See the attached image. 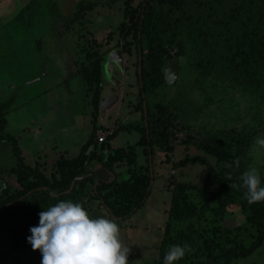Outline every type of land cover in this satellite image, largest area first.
I'll return each mask as SVG.
<instances>
[{
	"label": "rangeland",
	"instance_id": "1",
	"mask_svg": "<svg viewBox=\"0 0 264 264\" xmlns=\"http://www.w3.org/2000/svg\"><path fill=\"white\" fill-rule=\"evenodd\" d=\"M79 1L0 0V27L2 26L0 32V104L14 98V103L7 115L9 124L14 127L30 124L31 132L28 135L24 137L23 133L22 138L16 134V137L14 136L18 138L17 142L20 145L27 142L35 143L33 139L30 141L29 135L33 136L40 132L37 130L38 124L32 121L42 113L45 115L52 111L58 118L49 125L52 129L69 123L80 126L83 121L82 114H87L88 122H91L95 106L91 93H83L87 92L85 91L87 86L82 76L77 73L81 65L87 63L86 51L99 52L103 56L104 96L101 98L98 112L105 119L104 125H113L117 110L122 103L128 106L132 104L131 102L138 103L139 101L136 73L138 54L133 29L143 0H135L127 14H125V0L99 6L87 13L83 25L76 24L75 28L67 29L63 18L73 15ZM197 1H187V15H195L196 10L199 9ZM216 1L220 0H208V4ZM222 1L226 2L223 10L228 11L239 0ZM222 6L218 7L216 4L218 9ZM204 11L200 16V29L194 28L191 21L181 24L174 30V45L168 47L166 44L169 49L176 50L175 57L168 60L165 66L169 68L170 64H174L168 72V77L173 82L166 81L165 85L151 89L147 94V103L153 114L159 113L157 105H163L172 115L171 119H167V125L168 140L173 146L171 153H167L166 149L160 146V142H157L154 147V155L151 158L152 173L150 168L153 180L149 199L132 217L121 220L112 217L107 209L93 198L92 186L86 190L82 189L81 193L77 190L78 196L71 194L72 189H70L67 191L68 195L64 197V200L74 202L80 200L92 217L104 216L115 220L120 229L122 243L129 247L128 264L154 263L159 257L161 241L168 222L171 225L172 235H176L181 230L192 234L196 247L188 251L187 259L195 264L200 260L206 261L202 251H198L199 257L195 254L202 247L204 236H212L215 228L232 230L238 240L246 246H249L257 235L255 226L246 222L247 215L238 206L227 208V212L222 217L217 216L211 210L205 212L200 218L182 222L172 220L168 214L173 191L171 180L200 188L206 183L208 171L206 165L189 163L178 166L177 162L187 156H202L209 161L213 172L219 170L223 164L192 144H182L188 141L189 135L210 142L213 138H221L222 131L238 128L239 130L256 131L258 136L264 137V100L217 75L202 77L195 66L201 59L199 53H204L206 49V42L200 35L201 31H216L215 22L222 18L219 14L212 20L208 17L207 10ZM176 14L178 17L186 16L179 11ZM172 16L174 17L175 14ZM122 24L126 32L128 28H131V30L128 29L129 34L126 37H124L125 32L121 31ZM82 27L80 34L79 30ZM172 32L170 30L169 34ZM83 34H85L84 37ZM108 35L111 37L109 44H107ZM39 41L46 51H40L37 48ZM128 48L131 52H127ZM66 49H68L67 52H65ZM117 49L125 53V70L114 63L109 56L111 51ZM69 52L72 53L67 58ZM67 62L72 64L70 68L68 67L67 74L75 75L74 70H76V74L80 77L70 76L67 84L58 85L66 75ZM115 80L121 82V87L125 88L124 91L122 89V99L116 104L109 100L111 91L116 88ZM70 90L74 92L72 95L78 100L69 93ZM43 91L54 92L55 97L52 99ZM71 97L74 101L69 99ZM77 126L71 129L72 134L76 133ZM42 127V134H47L48 140L52 143L53 139L68 138L65 133H57L53 137L48 127L46 128L45 125ZM16 132H19V129ZM96 137L99 135L97 134ZM124 138L133 142L140 138V134L133 130L125 133L122 139L124 140L123 145L126 144ZM174 138L176 140H173ZM31 148L33 150L29 155L24 152L28 164H32L37 156L34 152L37 145L32 144ZM49 150L51 148L46 153L51 154ZM137 153L136 163L130 169L137 175H146L149 165L146 161L147 156L142 151H137ZM246 160V169L256 167L261 179L264 178V151L257 152L252 146ZM16 164L17 159L11 143L9 141L1 143L0 172L5 173L8 168L12 169ZM122 166H126V163L117 168H122ZM172 171L175 172L173 176ZM120 175L121 177L126 175L125 177L128 178L130 173L126 170L125 174L121 172ZM6 176L9 177L6 188L9 187L13 191L19 187L14 173H6ZM209 187L215 189L213 179ZM60 200L57 195H54L48 200L44 209ZM189 200L201 207L205 202V197L194 189L189 191ZM216 206V203L213 204V207ZM38 222L39 220L34 223H21L19 215H16L13 210H6L2 213L0 216V252L4 254L0 257V264H41L40 251L33 250L27 241V237L31 235L30 227L36 226ZM238 226L241 227V231L236 229ZM175 263L179 264L178 261ZM231 264H264V242L252 255L236 259Z\"/></svg>",
	"mask_w": 264,
	"mask_h": 264
},
{
	"label": "trees",
	"instance_id": "2",
	"mask_svg": "<svg viewBox=\"0 0 264 264\" xmlns=\"http://www.w3.org/2000/svg\"><path fill=\"white\" fill-rule=\"evenodd\" d=\"M115 1L117 0H80L73 15L63 18L66 28H75L76 24L83 25L87 13ZM134 1L125 0V14L128 13ZM187 1L143 0L141 4L133 29L137 43L136 73L139 86V101L134 106V110L141 113V119L135 123L120 125L112 131L105 129L111 133L107 135L106 142L102 143L100 147L95 145V139L98 142L96 135L99 131V127L95 125L82 151L73 158L61 156L54 165V172L50 176H46L38 167H31L25 163L15 137L5 132L7 115L13 101L10 99L0 104V142L9 141L13 146L17 164L8 173H14L19 184V187L13 191L8 187L0 194V216L6 210H13L16 215H19L21 223H34L39 220L38 214L44 210L48 200L54 195L64 200L70 189H72L71 194L78 196L77 190L78 193H81L82 189L86 190L91 186L93 198L98 200L100 205H103L116 219L123 220L132 217L145 204L152 190L153 178L150 168L153 164L150 157L152 158L154 155L155 145L160 142V146L165 148L167 153L173 151V146L168 140L167 125V119H171L172 115L163 105H157L159 113L153 114L147 103V94L151 89L166 84L164 68L168 60L173 59L176 55L171 53V48H168L174 45V30L189 21L193 23L194 28L200 29V16L203 15L205 9L208 17L212 20L219 14L222 15V18L215 22L219 31L208 30L200 33L206 42V53L200 52L201 59L195 64L201 76L217 75L264 100V0H239L228 11L223 10L225 1L223 3L220 0L208 4V0H198L196 4L199 9L196 10L194 16L187 15ZM216 4L218 7L223 6L218 9ZM178 11L186 16H176ZM220 11L221 13H219ZM173 14H175L174 17ZM1 29L2 26L0 32ZM128 29L131 30V28ZM128 29L126 32L125 26L121 25V31L125 32L124 37L129 34ZM82 30L83 27L79 30L80 34ZM170 30L173 31L171 34H169ZM82 36L84 37L85 34ZM110 40L111 37L108 35L107 44L110 43ZM140 51L143 58L141 75H139ZM127 52H131V50L128 48ZM86 61L87 63L82 64L78 69V74L82 76L87 86V93H91L95 116L99 111L102 98L103 56L99 52L86 51ZM144 101L147 104V124ZM132 130L140 133V139L135 145L114 149L106 154V157L104 156L107 142L113 140L120 131ZM256 137H258L256 131L232 128L222 131L221 138H213L210 142L202 141L191 135L188 136V141L182 142V144H192L198 149L204 150L223 164L219 170L213 172L209 161L202 156H187L177 162L178 166L200 163L206 165L208 171L206 183L201 188L181 181H170L173 191L168 210L169 217L174 221L182 222L200 218L205 212L211 210L217 216L222 217L227 212V208L238 206L247 215L246 222L255 226L257 231L252 243L246 246L238 240L232 230L215 228L212 236H204L202 247L196 251L197 257H199L198 251H202L206 257V261L200 260L197 264H231L236 259L252 255L264 242V201L249 204L244 197L245 189L240 187L242 182L239 179L241 174L247 170L246 157ZM92 145H94V149L90 152ZM136 147H142L144 155L147 156L146 161L149 165L146 175H137L130 169L136 163ZM93 160L101 163L115 178L107 182L95 181L94 175L91 174L93 172L88 170ZM236 161L239 162L238 166ZM123 163H126L130 176L127 179L119 180L115 168ZM212 179L215 185L214 190L209 187ZM261 182L264 184V178L261 179ZM194 189L205 197V202L201 207L189 200V191ZM78 202L80 203V200ZM215 203L217 206L213 207ZM236 229L241 231L240 226ZM176 244L187 245L184 257L178 260L179 264H195L187 259L188 251L196 247V241L192 234L181 230L176 235H172L169 222L165 227L159 257L153 264H163L165 253L170 246ZM2 254L0 252V257Z\"/></svg>",
	"mask_w": 264,
	"mask_h": 264
},
{
	"label": "clouds",
	"instance_id": "3",
	"mask_svg": "<svg viewBox=\"0 0 264 264\" xmlns=\"http://www.w3.org/2000/svg\"><path fill=\"white\" fill-rule=\"evenodd\" d=\"M253 150L264 151V137L254 139ZM239 179L249 204L264 201V184L256 167H250ZM38 215L39 222L30 227L27 241L33 250L40 251L41 264H128L129 247L122 243L115 220L92 217L81 203L72 200H60ZM186 248L170 246L163 264H175L184 257Z\"/></svg>",
	"mask_w": 264,
	"mask_h": 264
},
{
	"label": "crops",
	"instance_id": "4",
	"mask_svg": "<svg viewBox=\"0 0 264 264\" xmlns=\"http://www.w3.org/2000/svg\"><path fill=\"white\" fill-rule=\"evenodd\" d=\"M59 19L61 20V18H59ZM41 46H42L41 45V41H39V44H38L37 48L40 51H46V49L41 47ZM67 50L68 49H66L65 52H67ZM41 53H44V52H41ZM70 53H72V52H69V54H67V58L70 55ZM68 61H70V59ZM71 62H73V60ZM67 63H65V64H67ZM70 65H72V64L68 63L67 67L65 66V72H66L67 76L65 75L59 81L58 85L67 84V82L69 81V78H70L71 75H68L67 72H68V69L71 67ZM75 71L76 70H74L75 75H72L71 77L72 78H79L80 76L78 74H76ZM77 73H78V71H77ZM103 78H104V76H103V72H102V87H103V89H102V97L104 96V91H103L104 90V82H103ZM124 89L125 88H123V91H124ZM43 92H45L46 94L50 95L52 97V99L55 97L54 92H50V91L49 92L48 91H43ZM111 92L113 93V91H111ZM45 93H43V94H45ZM69 93L72 95L74 92H72L70 90ZM83 93H87V92H83ZM86 95L88 97V94H86ZM72 96L76 100H78L74 95H72ZM74 98L71 97L69 99L74 101ZM11 100L14 103V98L11 99ZM131 103L132 104H129L128 106H125L122 103V106H120L118 108V110H117V114H116L117 116L115 117L116 120L114 121L112 126L104 125L105 119L102 117L101 114H99V112L95 116L93 114L91 122L90 121L88 122L89 118L87 117V114H84V115L82 114L83 121L80 124V126L72 125L71 123H69L67 125L65 124V125L61 126L60 128H57V129H52L49 126L50 124H52L53 121H56V119L58 120V118L52 113V111H50V113L45 114V115L43 113L38 115V117L32 122L38 124L37 130H39L40 133H36L33 136H30L31 134L29 135L30 141L33 139V141H35V143H33V142L28 143L27 142L24 145H20V143L17 142L18 147H19V149H20V151L22 153V156L24 157V160H26L25 163L27 165L31 166V167H38L39 170L42 171V173H44L46 176H50L54 172V165L56 164L57 160L61 156H65V157H68V158H73V157H76L82 151V149L86 145L87 141L89 140V137L92 134V130H93L95 125H97V127H99V131H101V130H105V129L113 130L114 128H116V127H118L120 125H125V124H128L130 122H132V123L138 122L141 119V113L140 112H136L134 110V106L137 105V102H131ZM9 112H10V110H9ZM122 116H124V118ZM33 123H31V124H33ZM90 123H91V125H89ZM42 125H45L46 128L48 127L49 131L51 132V134H50L51 136L53 135V137H54L57 133H65V134L68 135V138L64 137V139H60V140L59 139L58 140L53 139L54 141L52 143L51 141L48 140V137L46 136L47 134H44V135L42 134V132H43ZM76 126L78 127V129H77L76 133L72 134L71 133V129H73ZM17 129H19V132H16ZM133 131H135V130H133ZM5 132L7 134L8 133H10V134L13 133L12 134L13 136H15V134H16V136H18L19 138H22L21 135L23 133L25 134L24 135V137H25L26 134L28 135V133L31 132L30 131V124L19 125L18 127H14V126H11L9 124L8 117H7V123H6ZM128 132H132V131H120L118 133V135L113 140L107 142V144L105 145V151H104V156L105 157H106V154H108L110 151H113L114 149L126 148L129 145H135L139 141L140 138L139 139H135L133 142L129 141L127 138H124L126 144L124 143L125 145H123L122 142L124 140H122V139H123V137H125V133H128ZM15 139H16V141L18 140V138H15ZM6 142L7 141H2V142H0V144L1 143H6ZM32 144L34 146L37 145L36 150H34V152H35V154L37 156H35V159H34L32 164H28L27 156H25L24 152H26V154L29 155L30 152L33 150L31 148ZM95 145L97 147L101 146V144H99L96 141V139H95ZM49 148H51V150H49V151H51V154L50 153H46ZM138 148H139V150H137ZM93 149H94V145L91 146L90 152ZM137 151H142L143 152L142 147H136V153H137ZM137 155H138V153H137ZM9 170L10 169L8 168L5 173L2 172L0 174V176L5 180V182L8 181L9 177L7 178L6 173H8ZM88 170L90 172L91 171L93 172L91 174L94 175V180L95 181H100L101 180V181H106L107 182V181H111V180H113L115 178V176H113L112 173H110L106 168H104L101 163H97V161H95V160H93L90 163V165L88 167ZM126 170H127L126 166H122V168H119V167L115 168V171H116V173L118 175L117 176L118 179H121L122 177H123L122 179H127L126 175H124L122 177L120 175L121 172L125 174Z\"/></svg>",
	"mask_w": 264,
	"mask_h": 264
},
{
	"label": "water",
	"instance_id": "5",
	"mask_svg": "<svg viewBox=\"0 0 264 264\" xmlns=\"http://www.w3.org/2000/svg\"><path fill=\"white\" fill-rule=\"evenodd\" d=\"M140 35H141V33H140ZM109 56H110L111 60L114 63L118 64L121 68H123V70L126 69L125 53H123L121 50L117 49V50L111 51ZM142 60H143V58H142L141 51H140V54H139V75L142 74V70H143ZM171 66H174V64H170L169 68ZM169 68H165L164 74H165L166 81L171 83L173 81L170 80L168 77V72L170 70ZM115 84H116V88L113 90V93L110 94L111 96L109 98V100L114 104H116L117 102H119L122 99L121 93H122V89H123L121 87V82H118L115 80ZM144 114H145V122L147 124V104H146V101H144ZM150 161H151V157H150ZM151 173H152V168H151ZM151 176L153 177V174H151ZM0 184H1L0 194H2L3 190L6 188V182L1 176H0ZM151 184H152V182H151ZM73 186H74V184H73Z\"/></svg>",
	"mask_w": 264,
	"mask_h": 264
},
{
	"label": "built area",
	"instance_id": "6",
	"mask_svg": "<svg viewBox=\"0 0 264 264\" xmlns=\"http://www.w3.org/2000/svg\"><path fill=\"white\" fill-rule=\"evenodd\" d=\"M171 53L172 54H175L176 53V50H171ZM111 131H107V130H101V131H99L98 132L99 137L97 138L98 139V143L99 144H102V143L106 142L107 135H109L111 133ZM171 174L172 175H175V172L172 171Z\"/></svg>",
	"mask_w": 264,
	"mask_h": 264
}]
</instances>
